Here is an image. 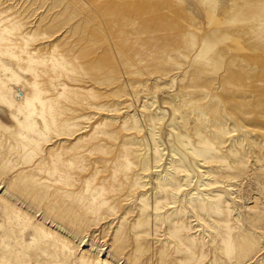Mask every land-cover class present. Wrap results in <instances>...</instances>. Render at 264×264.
Masks as SVG:
<instances>
[{"label": "rangeland", "instance_id": "1", "mask_svg": "<svg viewBox=\"0 0 264 264\" xmlns=\"http://www.w3.org/2000/svg\"><path fill=\"white\" fill-rule=\"evenodd\" d=\"M0 264H264V0H0Z\"/></svg>", "mask_w": 264, "mask_h": 264}]
</instances>
